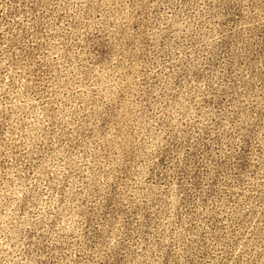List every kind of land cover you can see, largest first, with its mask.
Listing matches in <instances>:
<instances>
[{
	"label": "rangeland",
	"instance_id": "rangeland-1",
	"mask_svg": "<svg viewBox=\"0 0 264 264\" xmlns=\"http://www.w3.org/2000/svg\"><path fill=\"white\" fill-rule=\"evenodd\" d=\"M0 264H264V0H0Z\"/></svg>",
	"mask_w": 264,
	"mask_h": 264
}]
</instances>
